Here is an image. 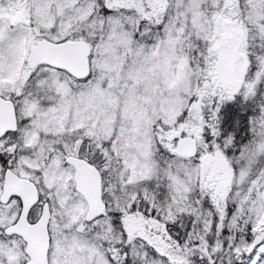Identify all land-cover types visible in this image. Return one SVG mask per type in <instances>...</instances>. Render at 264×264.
Segmentation results:
<instances>
[{
	"label": "snow or ice",
	"instance_id": "snow-or-ice-1",
	"mask_svg": "<svg viewBox=\"0 0 264 264\" xmlns=\"http://www.w3.org/2000/svg\"><path fill=\"white\" fill-rule=\"evenodd\" d=\"M261 82L264 0H0V264H264Z\"/></svg>",
	"mask_w": 264,
	"mask_h": 264
},
{
	"label": "rangeland",
	"instance_id": "rangeland-1",
	"mask_svg": "<svg viewBox=\"0 0 264 264\" xmlns=\"http://www.w3.org/2000/svg\"><path fill=\"white\" fill-rule=\"evenodd\" d=\"M254 71L255 67L253 66L252 72ZM251 74L249 73V75ZM262 94H264V82L257 85L256 95L252 99L245 101L237 94L232 101L226 102L218 114L221 134L231 133L238 144L246 142V137L249 135L247 131L248 119L255 114L256 103L261 101Z\"/></svg>",
	"mask_w": 264,
	"mask_h": 264
},
{
	"label": "trees",
	"instance_id": "trees-1",
	"mask_svg": "<svg viewBox=\"0 0 264 264\" xmlns=\"http://www.w3.org/2000/svg\"><path fill=\"white\" fill-rule=\"evenodd\" d=\"M232 121H233V119H232ZM222 122H223V118H222Z\"/></svg>",
	"mask_w": 264,
	"mask_h": 264
}]
</instances>
